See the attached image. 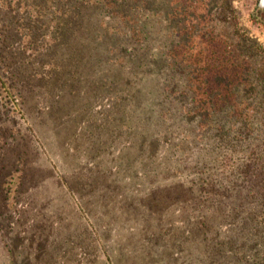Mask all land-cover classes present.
<instances>
[{
    "label": "rangeland",
    "instance_id": "rangeland-1",
    "mask_svg": "<svg viewBox=\"0 0 264 264\" xmlns=\"http://www.w3.org/2000/svg\"><path fill=\"white\" fill-rule=\"evenodd\" d=\"M37 33L0 37V264H264V147L200 135L126 28Z\"/></svg>",
    "mask_w": 264,
    "mask_h": 264
},
{
    "label": "trees",
    "instance_id": "trees-1",
    "mask_svg": "<svg viewBox=\"0 0 264 264\" xmlns=\"http://www.w3.org/2000/svg\"><path fill=\"white\" fill-rule=\"evenodd\" d=\"M240 2L0 0V37L9 46L18 34L35 38L40 28L114 37L124 27L130 53L141 48L139 59L152 60L169 98L188 107L199 134L222 143L241 163H255L264 147V42L242 25ZM259 2L249 21L264 30Z\"/></svg>",
    "mask_w": 264,
    "mask_h": 264
},
{
    "label": "crops",
    "instance_id": "crops-1",
    "mask_svg": "<svg viewBox=\"0 0 264 264\" xmlns=\"http://www.w3.org/2000/svg\"><path fill=\"white\" fill-rule=\"evenodd\" d=\"M247 21H248V23H247V24H244V27H245V28L249 29V26H250V27H254V28H258V27H256V26H254V25L249 21V15H247ZM255 30H256V29H255ZM261 30H263V29H261ZM263 31H264V30H263ZM251 33H252V35L255 34V32H252V31H251ZM254 36H255V35H254ZM257 39H259V40L262 41V39H260V38H257Z\"/></svg>",
    "mask_w": 264,
    "mask_h": 264
},
{
    "label": "water",
    "instance_id": "water-1",
    "mask_svg": "<svg viewBox=\"0 0 264 264\" xmlns=\"http://www.w3.org/2000/svg\"><path fill=\"white\" fill-rule=\"evenodd\" d=\"M263 3H264V0H260V2H259L260 6H262Z\"/></svg>",
    "mask_w": 264,
    "mask_h": 264
}]
</instances>
